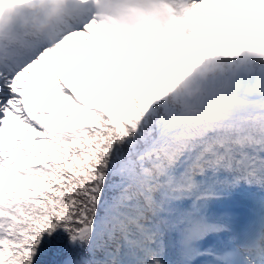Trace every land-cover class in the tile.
<instances>
[{
  "label": "snow or ice",
  "instance_id": "1",
  "mask_svg": "<svg viewBox=\"0 0 264 264\" xmlns=\"http://www.w3.org/2000/svg\"><path fill=\"white\" fill-rule=\"evenodd\" d=\"M208 2L118 95L28 71L89 24L0 53V264H264V62L194 75Z\"/></svg>",
  "mask_w": 264,
  "mask_h": 264
},
{
  "label": "rangeland",
  "instance_id": "2",
  "mask_svg": "<svg viewBox=\"0 0 264 264\" xmlns=\"http://www.w3.org/2000/svg\"><path fill=\"white\" fill-rule=\"evenodd\" d=\"M207 52H209V51H207ZM207 55H208V54H207ZM209 56H210V53H209ZM220 57H226V54H222ZM110 67H111L112 69H116V65L113 64V63H112V64L110 63ZM113 81H114L115 83L112 84L111 86L114 87V94L117 95V93H119V92L121 91V89H120V88H116V87L119 86L121 80L119 81L118 76H115V77L113 78Z\"/></svg>",
  "mask_w": 264,
  "mask_h": 264
}]
</instances>
